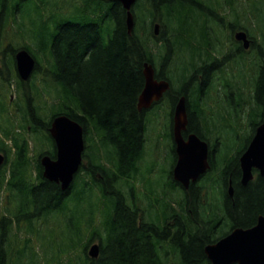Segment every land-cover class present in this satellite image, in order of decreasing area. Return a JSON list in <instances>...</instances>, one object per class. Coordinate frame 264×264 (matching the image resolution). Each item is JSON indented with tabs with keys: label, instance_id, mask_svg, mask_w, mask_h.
Here are the masks:
<instances>
[{
	"label": "trees",
	"instance_id": "trees-1",
	"mask_svg": "<svg viewBox=\"0 0 264 264\" xmlns=\"http://www.w3.org/2000/svg\"><path fill=\"white\" fill-rule=\"evenodd\" d=\"M46 1L39 0L37 10L42 22L40 51L49 60L48 66H43L39 53L37 56L31 53L37 58L35 73L42 72L51 77L58 88L56 98L51 103L47 99L45 105L36 104L38 90L31 88L35 85L28 86L29 81L17 82L26 95L24 120L32 131L44 133L42 140L49 137L52 145L42 143L48 149L35 155L30 140L21 136L20 131L10 126L5 130L10 143L4 142L0 149L7 152L9 160L0 167V193L6 190V199L15 204V212L13 217L5 215L0 221V264L6 263L8 254L4 243L13 246L6 234L14 226L17 235L22 232L27 236L22 240V247L13 251V259L37 255L31 242L32 236L38 234L40 240L44 239L40 244L43 250L40 257L48 264H73L74 254H79L76 264H168L170 253L178 254L177 264H212L204 250L206 244L237 226L254 225L258 216L264 214V176L258 175L243 185L238 157L241 153L229 157L218 149V161L213 163L206 180L212 179L213 184H219L221 196L206 204L200 202L201 197L198 198L191 189L186 198L183 197L180 212L174 207L169 215L166 214V220L163 217L165 222L169 218L179 219V222H173L172 228L160 226L153 220L148 226L144 222L138 225L139 210L142 209L137 204L136 190L130 184L128 196L119 187L120 181L136 178L145 151L149 127L146 110L138 109V101L145 86L146 62L156 66L157 78L177 83L169 90V120L176 95H187L190 98L187 102L189 130L207 139L206 113L200 102L202 92L191 88L196 75L193 71L198 68L195 60L204 54L211 42L205 24L203 28L197 26L201 23L195 8L198 1L146 0V5L142 6L138 0L133 8L131 32L127 25V10L120 1L81 0L71 13L56 11L44 15L41 11ZM220 2L217 0L218 6ZM227 2L235 11L236 0ZM234 15L238 26L246 27L241 23L239 13ZM43 16L48 19L44 20ZM156 20L166 28L159 36L154 33ZM262 27L263 24L257 26L258 29ZM259 35L262 38V42L258 41L260 66L252 83L255 105L250 110L251 115H257L256 103L264 106V31ZM173 36L176 38L172 39ZM157 40H161L162 45L156 52L153 45H157ZM178 46L186 48L189 51L187 57L191 58H184L182 67L173 71L177 73L173 76L171 53ZM209 53L210 58L216 60L213 53ZM208 61L209 64L202 66H206L209 74L215 62ZM188 105L192 106V111ZM47 112H50L49 117ZM59 114H67L83 124L87 142L84 153L87 165L83 162L74 182L66 190L60 183L43 176L39 161L42 154L56 156L49 127ZM27 124L20 126L28 131ZM165 136L172 139L171 130L166 131ZM229 179L234 186L233 197L226 190ZM173 182L171 186L178 185ZM191 195H194L193 201L199 200L197 204L190 201ZM167 206L168 202L162 204L163 212ZM192 212L197 217L200 215L198 224L192 218ZM73 216L75 220L71 222ZM60 225L64 227L65 238L67 232L70 233L66 244L52 236V227ZM45 228L50 239L48 245L43 235ZM96 238L101 243V252L98 257L91 258L87 248Z\"/></svg>",
	"mask_w": 264,
	"mask_h": 264
},
{
	"label": "rangeland",
	"instance_id": "rangeland-1",
	"mask_svg": "<svg viewBox=\"0 0 264 264\" xmlns=\"http://www.w3.org/2000/svg\"><path fill=\"white\" fill-rule=\"evenodd\" d=\"M197 1L198 5H196L195 8L198 15L216 14L217 16L225 18H232L233 16L235 17V12L239 13L241 23L249 29L254 37H257L258 40L262 42V38L259 34H261L262 30L264 31V0H236L234 6L235 11L234 8L228 4L227 0H221V5L219 6L217 5V0ZM11 2L13 9L20 6L21 10H16V14L13 16L7 15V17H2L4 21L3 23L0 22V66L3 69V74H0V107L3 106L4 109L2 114L0 112V145H3L4 142L6 144L8 143L7 139L9 140V137L7 138L5 130L10 126L16 131H20L22 133L21 136H25L30 140L32 153L38 155L41 151L48 149L47 145H43L42 143L47 142L49 147L52 143L49 137L45 138L46 141L42 140L44 133L32 131L30 125L24 120L26 95L23 88L20 87L17 82V80L20 79L15 70L14 59L15 50L17 51L20 48L25 47L35 56L39 53L38 55L42 60L44 67L49 64V60L45 59L43 53L40 51L41 46L39 40H41V37L39 29L41 28L42 22L39 20L40 16L37 10L39 0H8V3ZM80 3L81 0H47L46 4L42 6L43 10L41 12L44 15H49L51 12L56 11L61 14H67L74 11L75 6H79ZM140 3L142 6H145L146 0H140ZM139 15L141 16L140 12ZM42 18L44 20L48 19L47 16H43ZM156 22L159 23L158 34L156 36H159V34L166 30V28L161 27V21L156 20ZM258 23L263 24V27L258 29ZM215 34L220 37L222 41L221 43L215 42L214 50L219 55L221 52H225L229 49V41L225 38L224 31L216 30ZM167 35L168 33L165 34V36ZM175 38V36L172 37V39ZM161 43V40H157V45H153V49L156 52L159 51V45H162ZM174 50L176 51H172L171 53V72H176L182 67L181 65L184 58H191L187 57L189 51L184 47L178 46ZM210 50L213 55L217 56V54H214L216 52H213L211 48ZM250 54L251 53L248 55ZM202 55L203 57H206V54L202 53ZM3 57H5L4 62L2 60ZM195 62L198 66L199 60H195ZM4 63L7 67H5ZM219 63H215V65H218ZM219 66L222 68V71L217 70L214 77V86L202 96L200 102L202 104L205 99L210 98L203 103L207 121L206 131L209 135L210 145L217 146L221 154L226 152L229 157H237L252 137L256 128L255 123L260 120L258 114H260L263 107L262 104L256 103L257 115L250 114L251 108L255 105V101L252 99L250 93H252L251 81L256 75V66L253 63L249 62L248 64L247 62L243 67L239 61L229 60L224 61L219 64ZM175 72L172 73L173 76L177 74ZM193 72L194 74H197L196 79H203L204 72L202 69L198 70V68H196ZM176 78L177 76L175 79ZM205 79H207V76ZM53 83L51 77L44 75L42 72L32 75L28 82V86L34 84L35 86H31L32 91L38 90L36 100L34 101L36 104L45 105L47 99H50L51 103L52 100L56 98L58 88ZM171 84L173 87L177 86L176 82L171 81ZM248 101H250V103ZM235 105H237L236 108ZM159 111L160 112L153 117V120L148 123L149 130L147 132V141L143 158L138 165V175L136 178L120 181L119 187L129 196L128 193L131 190L129 185L133 184L137 193V204L142 209L139 210L141 219L143 221L153 220L158 224H163L161 216L163 218L166 214L169 215L168 212L174 207L180 212L181 205L184 202L183 197L185 196L186 198V195L181 186L175 185L176 188L171 186L174 184L172 180V168L175 162V155L172 146L173 141L171 138L167 139L165 136L166 131L170 132V115L167 116L169 103L163 101V107ZM148 112H151V109H149ZM47 116H50V112H47ZM149 117L150 114L146 116L147 121ZM199 119L201 121V116H199ZM20 124H27V126L30 127L29 130H24ZM217 142L218 144H216ZM3 152L7 155L9 160L7 152ZM85 161V164L87 165L88 159ZM257 175L258 172L255 173L256 177ZM201 180V183L204 185L202 190L194 189V192L196 193L195 195H198V198L201 197L199 198V200H201L200 202L209 204L217 197L221 196L219 184H213L212 179L206 180V178V181L204 182V178L201 177L196 182ZM4 192L0 193V221L5 215L13 217L12 213L15 212V204L12 201H9L8 198L6 199L7 192L6 190ZM192 196L194 195H191L190 201L197 204L199 200L196 202L193 201ZM14 202L16 203V201ZM166 202H168V206L163 212L162 204ZM217 205L221 207L220 202H218ZM83 209L84 207L82 210ZM191 216L194 221L198 222L200 215L197 217L196 213L192 212ZM74 220L75 216H73L70 221L73 222ZM167 221L173 223L179 222V219L174 220L169 218ZM69 229H71L70 226ZM52 232H54L52 236L54 235L58 242L62 244L69 242L68 238L70 233L68 231L65 238V231L62 225L53 226ZM17 233L18 231L14 226L12 230L6 234L12 241L14 247L8 246L7 243H4V246L8 249L5 264H39V258L41 259V264H48L44 257H40L43 251L40 244L44 242V239L40 240L38 234L32 236L31 242V246L36 250L37 255L32 258L20 256L17 259H13L11 257L13 251L17 249V247H22V240L27 236L22 232H19V235H17ZM43 235L45 236L48 245V240L50 239L48 238L49 235L46 228L43 229ZM94 242L99 243V239H94L90 244ZM51 255L52 252L50 251L49 256ZM177 256L178 254L170 253L168 264H177L179 261ZM78 257L79 254L73 255V264H76L79 259Z\"/></svg>",
	"mask_w": 264,
	"mask_h": 264
},
{
	"label": "water",
	"instance_id": "water-1",
	"mask_svg": "<svg viewBox=\"0 0 264 264\" xmlns=\"http://www.w3.org/2000/svg\"><path fill=\"white\" fill-rule=\"evenodd\" d=\"M120 1L127 10V25L131 32L134 27L132 11L136 0H107ZM158 34V25L155 27ZM236 38L243 41L245 47L250 44L247 33L242 30ZM17 70L20 77L27 80L36 66L35 57L27 50L21 49L16 53ZM155 66L146 62L144 65L145 86L139 95L138 109L142 111L151 106L154 100L162 97L170 88L166 79L155 78ZM188 107L187 97L181 96L174 110V140L178 159L173 169L174 179L188 188L192 181L196 182L201 175L211 167L209 162V145L197 134L192 133L184 138L183 131L187 129ZM49 132L56 144V157L45 154L41 157L43 176L61 184L63 190L68 189L79 171L85 149L84 126L67 114L56 115L49 127ZM6 158L0 152V165ZM242 168V184L247 185L253 180V169L258 168L264 176V112L263 121L256 128L247 149L239 157ZM232 183V181H230ZM234 188H229L233 196ZM205 253L212 264H264V214H260L257 222L250 227L237 226L215 242L205 245ZM100 254L99 244L89 249L93 258Z\"/></svg>",
	"mask_w": 264,
	"mask_h": 264
},
{
	"label": "flooded vegetation",
	"instance_id": "flooded-vegetation-1",
	"mask_svg": "<svg viewBox=\"0 0 264 264\" xmlns=\"http://www.w3.org/2000/svg\"><path fill=\"white\" fill-rule=\"evenodd\" d=\"M21 7L18 6L15 10L19 11L21 10L20 9ZM11 9V11H9ZM12 3H8V0H0V22L3 23V18L2 17H7L8 16H13L12 14ZM8 11L10 13H8ZM7 12V13H6ZM16 14V11L14 12V15ZM200 19H201V23L198 25L200 27H204V24H205V29L207 30V36H209L211 42L210 44L208 45V48L205 49V52L204 54H206V57H203V55L201 57H198L196 60H199V64H198V70L202 69L204 74H203V79L199 80V79H196L197 78V74L195 75V82L192 84L191 88L192 87H195L197 89H201V92H202V96L204 94H206L215 84V80H214V77H215V74L218 71H222V68H220L219 64L223 63L224 61H239L241 63V65L244 67L245 64H249L250 63H253L255 64L256 68H255V74L257 73L258 69H259V66H260V57L258 55V51H259V48H260V45L258 43V39L255 38L249 31V29L245 28V27H241V26H238L237 24V21H235V17L232 18L231 20L228 19V18H224V17H221V16H217V15H212V14H208L206 16V14L204 15H199ZM156 24H159L155 21V25ZM224 31V36L225 38L229 41V49L225 52H221L219 55L216 53L214 54H217L214 55L215 56V59L214 60L213 58H210V48L212 50H214V47H215V42L217 43H221V38L218 37L216 34H215V31ZM241 30H245L247 32V37L250 39V44H249V47H245L243 42L242 41H239L236 39V34L241 31ZM155 31V29H154ZM1 34V33H0ZM0 43H1V39H0ZM205 48V47H204ZM203 48V49H204ZM249 53H251L250 55H248ZM220 58V59H219ZM248 58V59H247ZM4 59L5 57L2 58L3 62H4ZM208 60H213V63H219L218 65H215L214 68H212V71L208 74L206 69L204 67L206 66H202V65H207L210 63V61ZM5 67L6 64L4 63ZM0 74L2 75L3 74V69L2 67L0 66ZM207 76V79H205V77ZM255 77V76H254ZM157 80H162V79H166V78H157ZM168 80V79H166ZM253 80L254 78L252 79L251 81V84L253 83ZM170 84H171V81H169ZM198 83L200 85H198ZM229 86V84H228ZM253 86V84H252ZM201 87V88H199ZM172 89V84H171V88ZM251 94V97H253L254 95V91H252ZM178 96V97H177ZM180 96L182 95H176V102L172 105V111H171V117L173 119V113H174V107L178 101V99L180 98ZM187 96V95H186ZM169 91L165 92L163 94V96L159 99V100H155L152 105L150 106V108H148L147 112L149 111V109H151V112H146L145 116H147L148 114H150V117L148 119V123L151 122L153 120V117L158 114V112H160L159 110L163 107V101H169ZM189 97H187V102H189ZM202 99V97H201ZM210 98H207L203 101V103H205L206 101H208ZM189 106V110L192 111V106L188 105ZM170 107V106H169ZM171 109V107H170ZM263 112H264V106L262 107V112L260 113V120H259V123H262L263 121ZM155 113V114H154ZM168 113V112H167ZM168 115V114H167ZM201 122V121H200ZM190 124V122L188 123ZM166 126V124H165ZM172 126H173V123H171V132H172ZM189 125L187 126V129L183 132V136L185 138H187L190 134L192 133H195L197 134L200 138H202L197 132H194V131H190L189 130ZM166 134V132H165ZM203 140L207 141L209 143V135L207 136V139H204L202 138ZM173 141V140H172ZM210 145V143H209ZM172 146H173V152H174V155H175V160H177L178 158V155H177V152H176V149H175V144L174 142L172 143ZM209 149H210V155H209V162L212 164V167H213V163H216V161H218V155H217V152H218V147L215 146L213 148L212 145L209 146ZM228 157V156H227ZM218 163V162H217ZM207 176V175H206ZM205 176V177H206ZM172 177H173V173H172ZM204 178V177H202ZM174 179V178H173ZM230 180L229 179V183H230ZM204 182L206 181L205 179L203 180ZM179 186L182 187L183 191L185 193H187L188 191H190L191 189H201L203 188V184L201 183V181L199 182H191L189 187L188 188H184L183 185L177 181H175ZM200 184V185H199ZM229 184L227 186V191H228V194H229ZM233 197V196H231ZM161 213H162V210H161ZM166 218H168V216L166 217L165 216V220ZM152 220L150 221H143L140 218H138V225L141 226V224L144 222L146 224V226H148L149 223H151ZM161 221H163V224H158L160 226H169V228H172L175 223H169V222H165L161 216ZM198 224V222H197ZM162 230V229H161ZM160 230V232H161ZM93 244V243H92ZM91 245V244H90ZM89 245V247H90ZM99 245H101L100 241H99ZM88 247V248H89ZM87 248V250H88ZM100 252H101V247H100Z\"/></svg>",
	"mask_w": 264,
	"mask_h": 264
},
{
	"label": "bare ground",
	"instance_id": "bare-ground-1",
	"mask_svg": "<svg viewBox=\"0 0 264 264\" xmlns=\"http://www.w3.org/2000/svg\"><path fill=\"white\" fill-rule=\"evenodd\" d=\"M31 52V51H30Z\"/></svg>",
	"mask_w": 264,
	"mask_h": 264
}]
</instances>
